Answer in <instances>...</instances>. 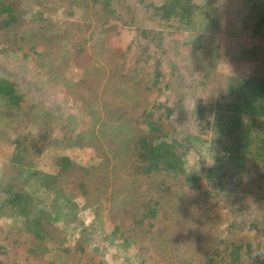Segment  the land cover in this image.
<instances>
[{
	"label": "trees",
	"instance_id": "1",
	"mask_svg": "<svg viewBox=\"0 0 264 264\" xmlns=\"http://www.w3.org/2000/svg\"><path fill=\"white\" fill-rule=\"evenodd\" d=\"M79 1L58 0L67 4L68 14ZM84 1L103 27L92 44L95 57L90 59L98 58L107 66L100 93L104 115L108 120H123L126 145L108 156L98 135L89 134L88 105L66 88L72 100L66 106L57 101L55 106L54 101L47 104L44 108L51 118L36 133L21 136L16 132L7 162L29 168L58 141L91 147L85 160L58 156L57 171L45 187L49 196L58 197L89 186L87 199L98 221L110 222L118 246L145 244L140 264H264V257L257 255L264 251V137L259 136L255 121L257 114L264 113V81L242 79L232 85L221 74L204 69L197 57L186 63L174 59L176 65L171 62L166 71L161 56L155 58L152 52L143 57L152 47L164 54L171 51V35L178 30L210 23L215 14L209 4L197 0ZM14 8V3L0 0V36L20 21ZM29 11L30 22L42 19L30 7ZM244 23L252 26L253 36H264L261 14L246 15ZM32 29L24 28L25 34L14 38L12 45L19 39L25 41ZM124 31L131 32V38L119 47L112 37ZM38 41L47 43L37 36L27 41L35 58L43 52ZM29 96L15 81L0 77L5 114L35 108L36 101L45 103V98ZM244 105L251 106V116L238 112ZM36 112L34 118L46 114ZM197 142L208 143L212 163L201 170L186 169L184 151ZM232 179L239 191L227 201L220 193ZM35 208L25 190L0 181L1 211L22 219L20 228L0 227V264L95 263L89 244L81 242L60 250L58 259L45 256L48 245L37 247L46 239L41 231L42 211L37 213Z\"/></svg>",
	"mask_w": 264,
	"mask_h": 264
},
{
	"label": "rangeland",
	"instance_id": "2",
	"mask_svg": "<svg viewBox=\"0 0 264 264\" xmlns=\"http://www.w3.org/2000/svg\"><path fill=\"white\" fill-rule=\"evenodd\" d=\"M8 1L14 3V14L20 21L9 33L0 36V49L4 48L2 52L0 50V77L15 81L22 92H28L30 99L45 98V103L39 104L40 101H36L38 105L35 108L24 107L15 110L14 115H8L4 113L7 111L5 101L0 97V181L12 182L25 190L33 198L37 213L39 209L42 211L39 217L41 231L46 239L37 247L48 245L45 256L54 255L58 259L60 250L66 251L81 242L89 244L95 255L94 264H140L145 244L131 243L127 248L118 246L110 222L104 218V222L100 223L91 200L87 199L89 186L78 192L68 191L58 197L49 196L45 187L57 171L55 159L58 156L70 155L85 160V154L92 152L91 147L71 146L70 143L58 141L49 145L29 168L7 162L13 153L14 145L11 141L16 132L21 133V136L26 132L36 133L42 127V122L47 123L51 118L44 108L47 104L54 101L52 105L55 106L57 101L59 105L66 106L72 100L66 88H71L88 105L91 111L89 134L98 135L100 145L108 156L112 157L120 146L126 145L128 137L123 135V120L106 119L100 101L107 66L98 58L90 59V56L95 57L92 44L101 35L103 27L97 23L90 6L84 0L72 5V14H68L67 4H60L58 0ZM197 1L210 5V12L215 14L209 20L211 22L178 30L171 35V51L164 54L160 49L152 47L150 51L144 52L143 57H149L152 52L155 58L161 56L160 63L164 71L169 69L171 62L172 66L176 65L174 59L186 63L197 57L204 69L221 74L232 85L240 83L242 79L264 81V36H253L252 26L244 23L246 15L264 16V0ZM131 4H134V0H131ZM29 7L42 15L41 22H30ZM204 16L203 12L199 15L201 19ZM31 26L33 32L27 35L26 40L20 42L19 39L13 46V39L25 34L24 28ZM121 33L112 37L119 47L125 46L131 38V32ZM34 36L47 42L42 45L38 41V49L43 51L38 58H35L27 42ZM117 38L120 39L117 41ZM166 44L162 42V45ZM61 87H64V91H60ZM250 109V105L239 106L238 112L249 117L252 115ZM36 111L39 115L46 113L43 114L45 119L34 118ZM255 121L259 136L264 137V113L257 114ZM182 161L186 169L192 170H201L211 165L208 143L197 142L188 146ZM227 187L220 194L224 200L230 201L239 188L233 179ZM4 211L0 209L1 228L7 230L22 227V219L8 210Z\"/></svg>",
	"mask_w": 264,
	"mask_h": 264
},
{
	"label": "clouds",
	"instance_id": "3",
	"mask_svg": "<svg viewBox=\"0 0 264 264\" xmlns=\"http://www.w3.org/2000/svg\"><path fill=\"white\" fill-rule=\"evenodd\" d=\"M257 255L261 256V257H264V251H260L257 253Z\"/></svg>",
	"mask_w": 264,
	"mask_h": 264
}]
</instances>
